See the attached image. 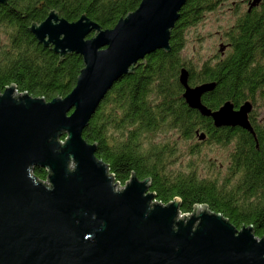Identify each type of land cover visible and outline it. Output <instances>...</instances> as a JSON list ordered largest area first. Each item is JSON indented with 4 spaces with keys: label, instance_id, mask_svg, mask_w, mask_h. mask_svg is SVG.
Returning <instances> with one entry per match:
<instances>
[{
    "label": "water",
    "instance_id": "1",
    "mask_svg": "<svg viewBox=\"0 0 264 264\" xmlns=\"http://www.w3.org/2000/svg\"><path fill=\"white\" fill-rule=\"evenodd\" d=\"M184 1L139 0L106 28L84 13L66 20L55 9L26 27L59 58L79 54L82 65L63 96L45 100L13 83L0 90V264H264V237L254 236L251 225L236 228L206 204L181 213L178 197L156 201L148 177L138 179L132 170L114 188L94 141L81 135L115 80L144 54L169 49ZM258 2L246 0V10ZM223 47L219 42L220 52ZM177 79L188 107L215 127L236 125L255 139L248 100L211 109L201 95L215 81L190 85L183 66ZM34 166L44 168L47 182L34 176Z\"/></svg>",
    "mask_w": 264,
    "mask_h": 264
},
{
    "label": "trees",
    "instance_id": "2",
    "mask_svg": "<svg viewBox=\"0 0 264 264\" xmlns=\"http://www.w3.org/2000/svg\"><path fill=\"white\" fill-rule=\"evenodd\" d=\"M139 0H6L0 3V90L15 84L45 100L63 96L74 85L81 57L61 55L37 42L26 28L55 9L66 20L81 13L110 27L132 10ZM225 0H185L169 32V49L144 54L132 71L115 80L99 101L81 131L95 143L94 155L103 161L115 181L124 183L130 170L138 179L148 177V189L161 203L179 198L180 212L193 204H206L236 228L251 225L256 237H264V117L250 123L253 136L239 126L215 127L210 117L190 108L181 96L177 75L188 70V83L213 80L215 86L201 95V102L214 109L224 100L234 106L246 98L264 107V0L248 11L239 7L246 0H230L233 17L221 30L220 55L213 62L183 53L186 33ZM197 38H199L197 36ZM262 116V115H261ZM203 131L202 140L194 130ZM62 134L60 138H63ZM194 139L180 149L178 141ZM227 146L224 162L200 158L199 144ZM256 143V145H255ZM188 158L179 161L178 155ZM37 178L45 177L34 166Z\"/></svg>",
    "mask_w": 264,
    "mask_h": 264
},
{
    "label": "rangeland",
    "instance_id": "3",
    "mask_svg": "<svg viewBox=\"0 0 264 264\" xmlns=\"http://www.w3.org/2000/svg\"><path fill=\"white\" fill-rule=\"evenodd\" d=\"M229 2L230 0H225L216 9L205 11L202 19L188 28L183 53L189 57L194 56L198 63L204 58H209L213 62L220 56L217 53V45L222 39L221 30L227 27L233 17V12L227 9V3ZM239 8L244 9L245 4L242 3ZM256 114L264 117V107L257 108ZM193 141L194 139L180 140L178 141V146L183 149L188 143ZM227 150V146L201 143L199 144L200 152L198 157L213 159L215 162H224ZM178 158L179 161H185L188 155L180 153Z\"/></svg>",
    "mask_w": 264,
    "mask_h": 264
},
{
    "label": "flooded vegetation",
    "instance_id": "4",
    "mask_svg": "<svg viewBox=\"0 0 264 264\" xmlns=\"http://www.w3.org/2000/svg\"><path fill=\"white\" fill-rule=\"evenodd\" d=\"M246 6V1L243 2ZM256 99H254L252 101V99L250 98H246L245 100H248L251 103V107L250 110L247 112V117L249 122L251 123L253 121V119H257L258 121L262 119L263 116H257V114L255 115L257 108H258V99L257 97H255Z\"/></svg>",
    "mask_w": 264,
    "mask_h": 264
},
{
    "label": "built area",
    "instance_id": "5",
    "mask_svg": "<svg viewBox=\"0 0 264 264\" xmlns=\"http://www.w3.org/2000/svg\"><path fill=\"white\" fill-rule=\"evenodd\" d=\"M60 141H61V140H60ZM39 179H40L41 181H43V182H47L46 177H44V178H42V179L39 178ZM114 181H115V180H114V178H113V181H112V182L114 183ZM123 184H124V183H119L118 181H115V183H114L113 185H114V188H116V189H120V188L123 186ZM181 213H182V212H181ZM181 213H180V214H181Z\"/></svg>",
    "mask_w": 264,
    "mask_h": 264
}]
</instances>
